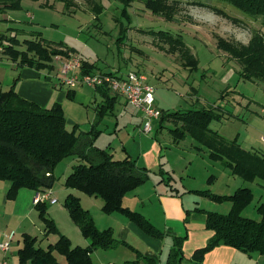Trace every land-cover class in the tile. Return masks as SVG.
<instances>
[{"label":"rangeland","instance_id":"1","mask_svg":"<svg viewBox=\"0 0 264 264\" xmlns=\"http://www.w3.org/2000/svg\"><path fill=\"white\" fill-rule=\"evenodd\" d=\"M148 1L69 0L71 5L67 6L64 0H22L18 9H0V47L3 48L1 44H7L12 38L17 40L14 42L16 48L24 49V40L33 39L55 52H62L51 56L54 67L51 71L41 70V80H57L70 92L82 90L83 96L94 97L92 90L96 92L98 88L82 85L68 88L62 83L63 78L67 77L62 70L70 61L67 50L95 65L92 75L105 71L126 75L130 71H137L145 75L148 85L153 89V107L160 111V120L164 113L215 108L221 118L210 122V130L228 141L236 140L247 151L264 155V82L242 79L239 63L218 47L221 40L235 46L248 45L255 36L264 42V17H249L219 0H165L174 13L168 20L148 9ZM94 4H97L96 12L92 10ZM149 31L180 34L185 47L171 45L168 40L156 38ZM122 34L124 39L121 44L119 38ZM59 43L63 47H56L55 44ZM72 57L73 60L76 58ZM19 70L10 59H1L0 91L7 90L13 84ZM81 86L84 89H80ZM108 94L116 96L117 100L112 113L109 112L98 124L97 129L101 133L95 146L107 150L116 160L130 156L150 173L146 183L125 195L123 207H128L147 220L143 212L158 206L149 204V195L161 184L163 187L158 193L167 195L177 204L176 208L166 206L165 215V220L175 226L179 210L185 215L193 198L199 201L200 207L210 212L226 214L230 210L229 202H211L200 198L193 190L227 195L239 188H248L253 198L243 209L242 216L260 220L257 207L264 203V182L257 179L248 182L233 175L221 162L210 159L207 150L190 134L175 143L169 128H179L180 124L170 119H163L162 128L160 120H150L152 131L143 133L142 128L148 120L142 111L129 105L113 91L109 90ZM135 94L136 91L131 90V95ZM100 96L95 95L97 102H100ZM123 99L129 106L124 104ZM77 103L74 99H68L63 112L67 115L66 119L79 124L80 132L88 131L95 117L93 101L91 104L84 102L83 106ZM77 112L80 114L79 120L74 118ZM77 163L78 159L71 156L62 159L54 167L55 181L50 190L55 201L47 202V217L54 222L59 234L68 240L59 227L66 233H69V228L80 232L63 206L66 197L72 195L79 199L80 206L90 214L98 230L111 229L115 237L114 230H117L119 221L115 215H107L102 211L100 199L63 186L65 178ZM169 187L176 188L169 190ZM1 195L0 229L5 234H15L14 244L25 231L37 238V245L42 249L57 242L58 239L49 240L52 234L44 236L43 224L36 212L31 213L32 222H19L16 216L9 218L12 203L3 209ZM159 231L161 237L147 234L151 238L147 240L148 244L139 238L129 244L132 247L123 245L111 250H96L92 253L91 264H169L174 237L165 238V232ZM179 237L181 244L178 246H181L183 260H188L182 248L186 234L183 232ZM69 242L72 247H87L86 241L84 247L76 246L78 239L73 238ZM145 247L149 249L145 250ZM145 251L155 256L148 257L143 254ZM53 255L58 263H64V256L57 252H53Z\"/></svg>","mask_w":264,"mask_h":264},{"label":"trees","instance_id":"2","mask_svg":"<svg viewBox=\"0 0 264 264\" xmlns=\"http://www.w3.org/2000/svg\"><path fill=\"white\" fill-rule=\"evenodd\" d=\"M21 1L0 0V9L4 11L18 9ZM64 1L67 6L71 5L69 0ZM219 1L231 5L249 17H264V0ZM146 5L153 13L168 20L171 15L173 17V10L165 0H149ZM92 10L97 11V4L93 5ZM149 33L156 38L168 40L169 44L177 45L178 48L185 47L180 34H171L168 31H149ZM36 37L40 38V36ZM123 39L124 34L119 38L121 44ZM14 42L17 40L11 38L7 44H1L3 48L0 47V60L2 56L10 59L17 68L28 67L37 71H51L54 67L51 56L62 54L47 45L43 46L38 40H24V49L16 48ZM218 44V47L230 58L239 63L242 79H258L264 82V42L260 37L255 36L248 45L235 46L222 40ZM17 45H20L19 40ZM55 45L63 47L60 43ZM67 53L74 54L69 50ZM95 69V65L82 60L79 73L92 74ZM100 73L115 75L111 72ZM18 81L19 76L7 90L0 91V181L9 183L7 199H14L20 189L32 190L35 193L50 190L55 181L53 170L56 164L66 157L74 156L78 159V163L65 178L63 182L65 188L100 199L105 214L118 213L135 223L146 234L161 237L162 233L148 220L122 206L126 194L147 182L149 170L138 165L137 161L129 156L123 160H116L107 150L95 146V141L101 133L97 129L98 124L109 112L112 113L117 97L110 96L109 90L105 87L98 88L96 92L101 95L103 101L95 108V122L88 131L80 132L77 124L71 127L66 125V117L61 105L55 103L50 107L42 108L34 102L19 97L15 88ZM67 96L71 98L70 91ZM219 118L221 114L215 111V108H202L164 113L159 123L161 128L163 119L179 123V128H169L175 143L190 134L207 150L210 159L221 162L233 175L248 182L256 179L264 182V155L247 151L236 140L228 141L216 131L210 130V122ZM194 193L215 203L229 202L231 207L226 214L205 212L204 227L212 231L213 236L204 247L193 253L191 261L201 264L203 256L219 246H228L248 255H264V203L257 207L260 214L259 221L242 216L243 209L253 198L250 189L239 188L231 195H217L208 190L194 191ZM63 206L82 236L89 241V245L86 248L72 247L69 240L59 234L54 222L47 217V205L44 202L38 203L34 207L44 225V236L57 234L59 238L54 245L42 249L36 245L37 238L24 234L23 247L18 251L21 264L27 262L59 264L53 252L64 256L65 264H91V254L94 251L110 250L125 244L113 236L111 229L98 230L90 214L80 206L78 198L68 195ZM195 211L203 210L195 209ZM180 239V237L174 238V244L169 252V264H180L184 258L181 246H178L181 244Z\"/></svg>","mask_w":264,"mask_h":264},{"label":"crops","instance_id":"3","mask_svg":"<svg viewBox=\"0 0 264 264\" xmlns=\"http://www.w3.org/2000/svg\"><path fill=\"white\" fill-rule=\"evenodd\" d=\"M3 58L4 57L2 56L1 59ZM40 72L41 71H37L33 68H28V67L20 68L19 74H18L19 81L16 83V86H15L16 92L19 97L27 101L34 102L42 108L50 107L56 103V104L61 105L63 110H64V106L68 102V99H74L76 102H78L77 104H80L81 106H83L82 104L84 102L85 103L90 102L91 104V102L93 101L92 104L94 105L93 106L94 113H95L96 106L99 105L103 101V98L100 96L101 100L100 102H97L95 95H97L98 93H96L94 90H92V92L94 93V97L83 96L82 90H77V91L71 90V98H68L67 96L68 94L67 92L69 91L68 89H66L62 84H59L57 80L46 81V82L42 81L41 80L42 75ZM97 72H99V70ZM80 89H84V87ZM124 104L128 105L126 104L125 101H124ZM64 115L65 117L67 116L65 113ZM68 115L72 116L70 115V113H68ZM79 117H80V114L78 115V112H77L74 115V118L75 119L77 118L76 120H79ZM94 122H95V117H94V121L91 123L90 126H92ZM75 124L79 125L78 123H75ZM137 164L139 165V163ZM161 187H163L161 184L157 185V189L154 190L149 195V198H148L149 204L151 206H154V205L155 206L158 205V206L156 208H153L152 210L150 209V211L148 212L147 211L145 213L143 212V214L145 215V217H147V220L151 222V224H153L155 229H157L158 231L162 230L163 232H165V235L167 236L165 238L179 237L184 232L187 238L182 248H183V252L187 254L188 257L186 258H188V260L186 259L182 260L180 264H184L185 261L189 262L187 264H195V262L191 261L190 259L193 253L196 250L204 247L207 241L213 236V232L205 229L204 227L205 220H206L205 212H210V211L205 210L204 208L200 207L199 201L197 199L194 200L193 198L191 200L190 207L186 209L187 211L185 215L183 214L181 210H179V219L177 220L178 223H175V226H173L169 224L167 220H165V215L167 216L166 206L170 208V205H172L174 206V208H176L177 204L174 200H172L171 198H168L167 195H161L160 193H158V191L161 190ZM8 188H9V183L7 181H0V193L2 194L1 197H2L3 209L5 207H8V205L12 203L11 204L12 210L10 212L9 218H13L14 216H16L18 219H20L19 222L26 223L27 220L32 222L31 213L36 212V215L38 219L40 220L38 212L35 209L34 204H33V200L36 196V193L32 190L20 189L17 192L16 197L10 200V199H7ZM175 188L176 187H173L172 189H175ZM172 189L169 187V190H172ZM51 191L52 190H50L49 193L47 192L49 197L47 200L44 201L46 205H47V202L53 203L55 201V198H53L54 194ZM194 191H200V190H193L192 192L194 193ZM227 195H231V194H227ZM200 198H206V197L200 196ZM195 209H201L203 211H195ZM159 213H160V219H159ZM112 215H115L117 217L116 219L119 221L116 224L117 230H114L115 238L118 241L125 243L123 245L127 246L129 244H133V242H135V240H138L139 238L146 240L145 242L146 244H148L147 240L149 239L151 240V238H149V236H147V234L141 228H139L138 226H135V224H132L133 222L126 220L124 217L123 218L125 220L122 219V216L118 213L111 214V216ZM162 217H164V219H162ZM43 228H44V225H43ZM59 229L62 233L68 236L71 242L73 238L78 239L79 243L76 246L80 245V247H84L85 241H86L85 246L89 245V241L85 239L84 237L82 238L81 234H79L80 232H77L76 230H72L71 228H69V231H68L69 233H66L63 230H61L60 227ZM43 232H44V229H43ZM24 234L34 237L29 231H25V233L21 234L20 239L16 240L14 244L13 242L15 240V234L13 232L5 234L4 231L0 229V243H2L5 240L6 241L10 240L8 251L3 252L0 250V261L6 260L8 264H21L18 258V251L23 247L22 236ZM58 238L59 236L52 234L50 235L49 240L56 241ZM123 245H118V246H123ZM130 246L131 245H129L128 247ZM149 246L152 249L154 248L152 247V245H149ZM117 247H115L114 249H116ZM147 249L149 248L145 247V250ZM145 252L146 253L143 252V254H145L148 257L155 256L154 254H151L150 251L148 252L145 251ZM64 263H60V264H64ZM25 264H30V263L27 262ZM201 264H264V255H259V254L248 255V254H245L243 252H240L228 246H219V247H215L213 250L206 253L202 258Z\"/></svg>","mask_w":264,"mask_h":264},{"label":"built area","instance_id":"4","mask_svg":"<svg viewBox=\"0 0 264 264\" xmlns=\"http://www.w3.org/2000/svg\"><path fill=\"white\" fill-rule=\"evenodd\" d=\"M72 56H75L76 58L73 60ZM69 60L70 61L65 64V67L62 70L63 75L67 76L62 80V83L66 87L76 88L77 86L82 85L91 88L105 87L108 90L113 91L114 94L122 96L129 105L142 111L144 117L148 120L142 128L143 133L148 134L152 131V127L149 124L150 120H159L160 111L153 107V89L148 85L145 75L138 72H129L126 75H108L105 73L80 75L79 70L81 68L82 60L73 54H69ZM131 90L136 91L135 96L131 95ZM48 197L47 193L37 194L33 200V204L43 203ZM9 241L10 240L0 243L1 251H8ZM0 264H8V262L3 260L0 261Z\"/></svg>","mask_w":264,"mask_h":264},{"label":"water","instance_id":"5","mask_svg":"<svg viewBox=\"0 0 264 264\" xmlns=\"http://www.w3.org/2000/svg\"><path fill=\"white\" fill-rule=\"evenodd\" d=\"M66 125H68V126H74L75 123L73 121L69 120V119H66Z\"/></svg>","mask_w":264,"mask_h":264}]
</instances>
